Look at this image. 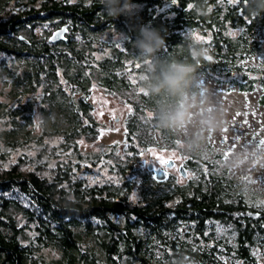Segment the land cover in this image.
<instances>
[{
	"label": "trees",
	"instance_id": "1",
	"mask_svg": "<svg viewBox=\"0 0 264 264\" xmlns=\"http://www.w3.org/2000/svg\"><path fill=\"white\" fill-rule=\"evenodd\" d=\"M132 3L134 16L115 19L100 0H0V264H258L264 257V207L247 204L238 181L218 170V157L193 148L199 140L159 127V101L144 93L146 61L133 43L141 26L159 30V56L197 63L200 88L189 98L210 78L255 93L264 111V64L257 62L264 10L248 5L239 13L228 0ZM63 27L65 41L49 43ZM190 45L205 52L198 62ZM93 85L127 113L124 155L107 168L116 182L88 185L79 175L101 157L80 147L99 135ZM181 141L189 144L182 164L191 177L155 182L142 154ZM46 169L51 179L37 173Z\"/></svg>",
	"mask_w": 264,
	"mask_h": 264
},
{
	"label": "rangeland",
	"instance_id": "2",
	"mask_svg": "<svg viewBox=\"0 0 264 264\" xmlns=\"http://www.w3.org/2000/svg\"><path fill=\"white\" fill-rule=\"evenodd\" d=\"M228 1L236 5L235 0ZM190 36L197 41L202 39L199 32H193ZM261 46H264V40ZM257 62L264 64V55ZM203 89L207 90L208 96L200 94L187 100L190 111L185 123L177 128L180 136L194 143L199 140L201 144L197 143L193 148H202L209 158L218 157V170H226L229 176L238 181L247 204L264 207V111L257 104L256 94L241 93L227 82L218 84L210 78L203 80ZM90 100L95 108L93 115L100 126L99 135L93 142H81L80 147L86 154L100 153L101 157L95 167L79 177L88 185L116 182V177L109 174L107 168L124 155L123 119L127 108L118 97L94 85ZM58 143L59 139L49 140V145ZM188 145V142L181 141L177 149L147 150L141 156L142 168L145 169L151 163L155 169L166 170V162L173 160L175 164L167 172L177 183H182L191 177L190 172L186 171L185 178L178 172V167L183 166L186 159ZM110 146H114L113 155H103L110 152ZM26 154L33 156L35 151L29 150ZM15 158L12 157V162ZM55 162L51 161L49 167L52 168ZM37 173L46 179L52 176L47 169ZM135 193L130 197L131 203L136 201ZM257 258L258 264H264V257L257 255Z\"/></svg>",
	"mask_w": 264,
	"mask_h": 264
},
{
	"label": "clouds",
	"instance_id": "3",
	"mask_svg": "<svg viewBox=\"0 0 264 264\" xmlns=\"http://www.w3.org/2000/svg\"><path fill=\"white\" fill-rule=\"evenodd\" d=\"M100 3L104 11L115 19L121 15L131 18L137 12V6L132 0H100ZM248 3L254 12L264 10V0H248ZM133 43L137 56L146 61V75L142 77L144 93L159 101L154 113L159 127L165 130L179 128L188 119V98L194 88H200L197 63L159 56L158 53L165 46V39L159 30L150 26H141ZM190 55L198 62L205 52L202 48L190 45ZM200 94L209 95L206 89ZM169 101H175V104L170 105ZM37 116L36 124L39 128L44 119L42 115Z\"/></svg>",
	"mask_w": 264,
	"mask_h": 264
},
{
	"label": "water",
	"instance_id": "4",
	"mask_svg": "<svg viewBox=\"0 0 264 264\" xmlns=\"http://www.w3.org/2000/svg\"><path fill=\"white\" fill-rule=\"evenodd\" d=\"M66 33H67L66 27L59 28L53 31L51 35L49 36V39H48L49 43L51 42V44H56V43L62 42L63 40L65 41ZM174 164L175 162L173 160H168L166 164L164 165L166 169L164 170L162 168L155 169L153 164L149 163L146 165V170L147 172L151 173L152 179L155 182L164 183L169 178V173L167 172V169L173 168ZM178 172L182 178H185L187 175L186 170L182 165L178 167ZM242 216H246V217L253 218V219L259 218V214L252 213V212H245L243 213Z\"/></svg>",
	"mask_w": 264,
	"mask_h": 264
},
{
	"label": "flooded vegetation",
	"instance_id": "5",
	"mask_svg": "<svg viewBox=\"0 0 264 264\" xmlns=\"http://www.w3.org/2000/svg\"><path fill=\"white\" fill-rule=\"evenodd\" d=\"M235 3H236V8L238 9V12L241 13L243 11V8L245 6H248L249 3H248V0H235Z\"/></svg>",
	"mask_w": 264,
	"mask_h": 264
},
{
	"label": "snow or ice",
	"instance_id": "6",
	"mask_svg": "<svg viewBox=\"0 0 264 264\" xmlns=\"http://www.w3.org/2000/svg\"><path fill=\"white\" fill-rule=\"evenodd\" d=\"M173 2H175V0H173Z\"/></svg>",
	"mask_w": 264,
	"mask_h": 264
}]
</instances>
